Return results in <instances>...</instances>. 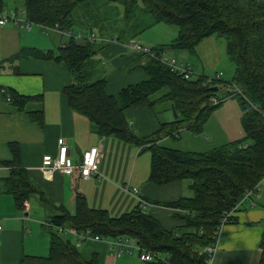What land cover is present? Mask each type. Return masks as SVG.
Listing matches in <instances>:
<instances>
[{"label":"trees","instance_id":"1","mask_svg":"<svg viewBox=\"0 0 264 264\" xmlns=\"http://www.w3.org/2000/svg\"><path fill=\"white\" fill-rule=\"evenodd\" d=\"M22 1L29 20L36 24L57 25L62 31L70 32L68 41L56 53L40 50L31 53L68 65L73 81L65 88V94L71 109L86 115L100 135L114 134L121 140L140 145L142 150H150L149 180L157 184L185 181L189 195L168 204L184 211L181 219L185 222L169 230L144 211L140 202L130 211L114 216L108 210L90 207L85 197L77 194L73 211L59 206L49 217L48 254H25L20 264H100L96 255L90 259L82 256L79 247L59 230L64 227L110 240L135 237L143 248L160 255L148 264H206L208 255L204 248L212 242L224 214L244 197L247 190L254 189L264 179V0H104L123 5L126 17L132 16L140 6L142 13L148 12L152 16V21L144 28L158 22L178 28L175 39L153 49L186 50L195 54L205 38L218 36L225 39L227 54L235 66L231 80L206 74L185 78L159 60L148 57L142 65L146 79L112 95L106 92L107 76L92 79L99 63L95 57L101 45L107 42L92 41L90 34L77 38L73 32L78 25L74 16L77 7L100 0ZM91 7L85 9L90 29L95 26V16L88 11ZM144 28L136 26L134 31L137 34ZM140 55L145 57L143 53ZM230 85L242 91V94L227 93L240 103L242 138L201 152L163 145V139L176 138L185 126L200 131L197 128L223 102L212 104L211 99L223 94V89ZM157 92H163L162 96L152 99ZM9 93L20 109L34 98L11 90ZM157 102L170 103V110L173 104L177 117L170 122H161L156 133L139 138L124 111L133 106L155 108ZM10 146L17 163L19 147L16 143H10ZM9 183L20 208L38 192L48 205L44 192L38 190L23 170L14 169ZM261 249L260 264H264V231Z\"/></svg>","mask_w":264,"mask_h":264},{"label":"crops","instance_id":"2","mask_svg":"<svg viewBox=\"0 0 264 264\" xmlns=\"http://www.w3.org/2000/svg\"><path fill=\"white\" fill-rule=\"evenodd\" d=\"M12 1H2L0 19L11 11H16L18 18L26 16L23 1L20 0L22 5L18 6L12 5ZM117 9L119 6L115 3L99 2L92 13L95 25L100 28L99 33H96L95 26L90 29L91 23L85 13L75 16L80 29L73 31L75 35L90 34L107 42L101 45L95 58L106 67L104 71L109 72L106 77L109 95L147 77L142 68L145 57L129 50L123 43L136 40L154 48L172 41L178 34V28L169 29L170 37L145 36V30L137 34L135 31L121 32L116 25L118 18L114 16ZM123 12L125 15L124 6ZM110 23L113 24L111 27ZM160 23L166 22L153 26L157 29ZM122 34L126 35L123 37ZM68 38V33L38 24L30 30L20 21L11 19L0 24V264H20L25 254L47 255L49 217L57 212L59 206L73 211L77 194L83 195L90 207L108 210L114 216L130 211L139 204V198H143L147 201L144 211L156 217L164 228L171 230L185 223L181 219L184 211L168 204L189 195L188 183L181 180L165 184L150 181L151 152H144L148 149L142 150L140 145L121 140L114 134L97 133L86 115L69 106L65 88L73 81V75L68 65L31 53L32 50L56 53ZM167 52L169 56L176 52L189 54L192 58L182 56L180 63L191 65L197 74L224 75L223 69L219 68L224 49L220 50L214 36L205 38L197 46L195 54L186 50ZM172 57L175 58L174 55ZM9 90L34 98L20 109L8 99L11 98ZM124 113L139 138L156 133L161 122L173 120L168 115L161 119L155 108L149 106L129 107ZM60 138L65 139L69 157L74 163L81 161L84 151L99 147L101 176L82 178L57 171L52 180L45 179L41 168L43 156L58 155ZM10 143L19 147L17 163ZM16 168L23 170L38 190L44 192L48 205L38 192L25 202L26 206L19 207L9 183ZM124 185L136 188L137 192L125 191ZM263 231L264 179L255 194L242 202L233 214V220L226 224L211 264H260ZM66 236L79 247L85 259L96 255L100 264H148L141 260L137 249L121 250L108 238Z\"/></svg>","mask_w":264,"mask_h":264},{"label":"built area","instance_id":"3","mask_svg":"<svg viewBox=\"0 0 264 264\" xmlns=\"http://www.w3.org/2000/svg\"><path fill=\"white\" fill-rule=\"evenodd\" d=\"M10 19L14 21H20L22 25H24L29 30L32 28L34 24H36L35 22L29 20L26 16L22 18H18V16L16 15V11H11L9 15H5V14L2 15L0 19V24H4ZM38 25H41L44 28H48V29L53 28L58 31H62L57 25L55 26H48L44 24H38ZM64 33H68V35L70 34V32H64ZM76 36L77 38L82 37L81 35H76ZM89 38L92 41L97 40L94 35H90ZM112 42H118V40H112ZM123 45L129 50H132L133 52L145 54V59L149 57L152 59L159 60L161 63L167 65L169 68L183 75L185 78H191L194 74H197L194 72L191 65L187 63H178L174 57L169 56L166 50H155L152 47L143 45L136 40H130L128 42L123 43ZM214 77H216L217 79L223 78L222 73H218ZM230 91H232L233 94H242L241 89H239L237 86L230 85L223 89V94H220V96L217 97H213L211 99V103L218 104L219 102L226 100L228 97L227 93ZM8 99L10 100L11 98L8 97ZM58 145H59V152L57 156H52L50 154H46L43 156L41 168L45 179L52 180L55 172L57 171L71 176L78 175L81 176L82 178L101 176L99 147L94 146L84 151L81 161L78 163H74L69 157V148L64 138H60L58 140ZM122 188L127 192H133V193L137 192L136 188H130L129 185H124ZM256 190H257V186L254 189L247 190L244 194V197L228 212L224 214L223 218L221 219L220 223L217 226L212 242L204 248L205 252L208 255V260L206 264L212 263L213 256L215 255V253L219 248L226 224H228L231 221L233 214L237 211V209L242 204V202L245 199L252 196L253 194H255ZM139 202L142 207H145L147 204V201L143 198H139ZM24 205L26 206V203ZM1 230H2V225L0 223V231ZM59 230L63 232L65 235L74 234L79 236L80 238H96V237L88 236V232L87 233L78 232L73 227L59 228ZM111 244L116 245L121 250L129 251L131 249H137L140 252L141 260H143L144 262H151L160 257V255L157 252H153L143 248L135 237H130V236L120 237L112 240Z\"/></svg>","mask_w":264,"mask_h":264},{"label":"rangeland","instance_id":"4","mask_svg":"<svg viewBox=\"0 0 264 264\" xmlns=\"http://www.w3.org/2000/svg\"><path fill=\"white\" fill-rule=\"evenodd\" d=\"M103 1L101 0L94 1V2H90L89 5L78 6L77 9L74 11V16L77 17L78 14L83 15L85 13V9L87 6H92L91 8L96 9L98 3ZM12 2H13L12 5H16V6L22 5V1L20 0H13ZM115 4L119 6V9H117V11H114V16L118 18L117 20L118 23H116V25H118V27L120 28L119 30L121 32H127V34L129 32H134L136 26L139 29L141 27L144 28L147 22L152 21V16L148 12L141 13L139 9H137L132 16L126 17V15H124L123 12V6L119 3H115ZM94 9L90 10V12L93 13L95 11ZM108 25L111 27L113 24L110 23ZM77 26L79 25H76L74 27L75 32H78V29H80ZM95 27H96V33L98 34L100 28L98 25H95ZM170 28L177 30L176 26L170 25L168 23H160L157 29L156 27L151 25V27L144 28L145 30L144 35L149 37L166 35L170 37L169 35ZM124 35L126 34H122L123 37ZM214 37L219 42L220 50L224 49V55H222L223 56V60L221 63L222 65H219V68L223 69L224 79L231 80L235 74V66L230 61L229 56L227 54L226 41L224 38L218 36H214ZM173 55L175 56V59L178 63H180L182 56L192 58L189 54L181 55L178 52L174 53ZM172 56L170 55V57ZM96 67H97V71L94 77L92 78L93 80L97 79L100 76L109 75V72L107 70L104 71L106 67L102 64V62L98 63ZM219 68H217V70ZM162 94L163 92H157L153 94L151 98L152 99L159 98L162 96ZM155 110L157 111V115L161 117V119H165L166 115L169 116V119L175 117L173 111L170 110V103L157 102L155 106ZM241 115H242V109L240 107V103L238 99L235 97H228L226 100L222 102V104H220V106L217 109L214 110V112L210 115L209 119L206 122H204L200 128L199 127L197 128L200 131L196 132L197 130L193 131L192 129H189L185 126L180 129L178 134H176V138L166 137L162 143L163 145L169 147L178 148L187 151L201 152V151L210 150L214 147L226 144L228 142L242 138L244 136L243 126L241 123ZM144 152H150V150L148 151L146 150ZM259 184L257 185V188Z\"/></svg>","mask_w":264,"mask_h":264},{"label":"water","instance_id":"5","mask_svg":"<svg viewBox=\"0 0 264 264\" xmlns=\"http://www.w3.org/2000/svg\"><path fill=\"white\" fill-rule=\"evenodd\" d=\"M171 107H172V111H173L175 117H177V114H176V111H175L174 105L172 104Z\"/></svg>","mask_w":264,"mask_h":264}]
</instances>
